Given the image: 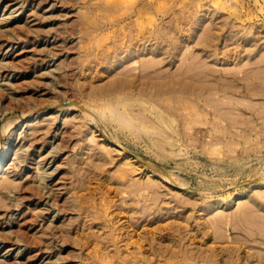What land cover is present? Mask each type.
Listing matches in <instances>:
<instances>
[{"label":"rangeland","instance_id":"obj_1","mask_svg":"<svg viewBox=\"0 0 264 264\" xmlns=\"http://www.w3.org/2000/svg\"><path fill=\"white\" fill-rule=\"evenodd\" d=\"M117 1L0 0V264H264V0Z\"/></svg>","mask_w":264,"mask_h":264},{"label":"water","instance_id":"obj_2","mask_svg":"<svg viewBox=\"0 0 264 264\" xmlns=\"http://www.w3.org/2000/svg\"><path fill=\"white\" fill-rule=\"evenodd\" d=\"M145 162H146V163H148L149 165H152V166H154L152 163H150V162H148V161H146V160H145Z\"/></svg>","mask_w":264,"mask_h":264},{"label":"bare ground","instance_id":"obj_3","mask_svg":"<svg viewBox=\"0 0 264 264\" xmlns=\"http://www.w3.org/2000/svg\"><path fill=\"white\" fill-rule=\"evenodd\" d=\"M115 2H118L117 0H115ZM106 3V2H105ZM113 3V2H112ZM109 4V3H108ZM117 4V3H116ZM145 76V75H144ZM165 78V77H164Z\"/></svg>","mask_w":264,"mask_h":264}]
</instances>
